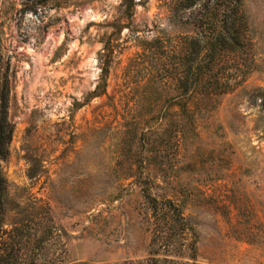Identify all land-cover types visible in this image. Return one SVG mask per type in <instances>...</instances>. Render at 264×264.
Instances as JSON below:
<instances>
[{
    "label": "rangeland",
    "instance_id": "rangeland-1",
    "mask_svg": "<svg viewBox=\"0 0 264 264\" xmlns=\"http://www.w3.org/2000/svg\"><path fill=\"white\" fill-rule=\"evenodd\" d=\"M179 1L0 0L5 223L48 211L58 264L146 259L148 196L184 208L199 263L264 264V0H244L247 47L213 67L222 91L188 95Z\"/></svg>",
    "mask_w": 264,
    "mask_h": 264
},
{
    "label": "trees",
    "instance_id": "trees-1",
    "mask_svg": "<svg viewBox=\"0 0 264 264\" xmlns=\"http://www.w3.org/2000/svg\"><path fill=\"white\" fill-rule=\"evenodd\" d=\"M202 2V3H200ZM175 13L189 11L186 25L194 35L187 38L185 50L174 55L171 74L183 95L191 92L219 94L223 80L213 67L223 66L226 57L243 53L247 47L248 24L244 0H182ZM0 51V160L8 155L13 137L9 120L10 85L1 74ZM224 63V64H223ZM8 183L0 164V264H58L66 254L62 235L48 211L38 210L29 225L6 227L5 200ZM152 236L148 257L116 264H201L198 262L199 235L184 208L172 199L159 200L148 196ZM38 236L32 246V238ZM61 243L60 251L53 249Z\"/></svg>",
    "mask_w": 264,
    "mask_h": 264
}]
</instances>
